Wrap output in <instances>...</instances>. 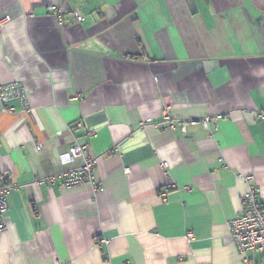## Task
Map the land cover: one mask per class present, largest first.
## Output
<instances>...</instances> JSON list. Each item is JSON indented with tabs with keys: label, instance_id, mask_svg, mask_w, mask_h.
I'll list each match as a JSON object with an SVG mask.
<instances>
[{
	"label": "crops",
	"instance_id": "crops-1",
	"mask_svg": "<svg viewBox=\"0 0 264 264\" xmlns=\"http://www.w3.org/2000/svg\"><path fill=\"white\" fill-rule=\"evenodd\" d=\"M5 18L0 85L32 112L0 103V264H246L227 238L244 175L264 205V0H0ZM166 109L227 117L183 135L155 127ZM76 139L99 189L39 183Z\"/></svg>",
	"mask_w": 264,
	"mask_h": 264
},
{
	"label": "built area",
	"instance_id": "built-area-1",
	"mask_svg": "<svg viewBox=\"0 0 264 264\" xmlns=\"http://www.w3.org/2000/svg\"><path fill=\"white\" fill-rule=\"evenodd\" d=\"M49 10L57 16L59 23H63V15L57 6H51ZM73 15L79 23H84L86 20L78 11L73 12ZM8 20L9 18L0 20V32ZM15 102L20 103L26 112H32L28 106L23 87L19 83L0 85V103L3 109L16 112ZM226 117L227 115L218 114L199 119H178L175 121L166 109L163 112L162 121L155 127L172 133L179 131L183 135H187L189 128L200 125L208 134L213 135L218 128V123ZM259 117L264 119V113H261ZM76 128L82 129L83 123L78 122ZM56 160L57 170L55 173L40 179L39 183L53 185L60 182L66 188L91 185L95 190L99 189L95 175L98 159L91 155L87 144L76 139L67 151L57 156ZM163 167L167 169L168 165L164 163ZM243 179L248 186V193L244 201L243 211L229 222L230 235L227 240L238 246L246 264H253L247 256L249 252L253 251L264 257V205L261 201L260 187L256 183L254 175H244ZM4 180L3 177L2 182L4 184H0V233L8 228L7 217L10 209L8 196L12 191L18 189V186L7 184ZM109 242L107 239H102L100 243L108 245ZM57 264L63 263L58 262Z\"/></svg>",
	"mask_w": 264,
	"mask_h": 264
}]
</instances>
